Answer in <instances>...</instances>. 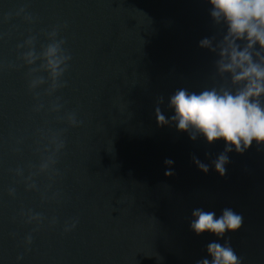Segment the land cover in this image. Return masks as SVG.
<instances>
[{
    "label": "water",
    "instance_id": "95a60500",
    "mask_svg": "<svg viewBox=\"0 0 264 264\" xmlns=\"http://www.w3.org/2000/svg\"><path fill=\"white\" fill-rule=\"evenodd\" d=\"M209 7L0 0V264H196L216 237L190 230L194 208L242 214L224 239L243 264H264V146L230 153L224 177L205 174L193 155L207 162L223 142H194L155 118L161 97L172 114L178 89L231 86L218 55L199 47L224 34ZM53 32L72 57L55 81L42 58L24 59Z\"/></svg>",
    "mask_w": 264,
    "mask_h": 264
},
{
    "label": "clouds",
    "instance_id": "9594fccd",
    "mask_svg": "<svg viewBox=\"0 0 264 264\" xmlns=\"http://www.w3.org/2000/svg\"><path fill=\"white\" fill-rule=\"evenodd\" d=\"M210 6L209 15L214 25H222L224 34L219 43L215 36L199 41V47L218 55L215 67L218 73L227 74L230 87H211L200 91L181 88L168 97L166 115L160 107L163 97L157 101L155 118L160 127L174 126L178 132L187 133L189 139H202L207 145L223 142L224 148L207 162L195 155L193 164L207 174L214 170L220 177L227 174L230 153L244 154L253 144L264 146V0H205ZM44 48L40 57L34 50L24 53L28 64L37 59L45 62L42 67L55 81L67 69L70 54L63 49V40H55ZM30 42V41H29ZM172 159H166L165 176H172ZM243 215L232 208L216 211L194 208L189 223L197 236L209 234L216 240L206 246V256L196 264H243L226 233H235L243 225ZM75 227V224L72 225ZM224 239V243L219 241ZM26 243H32L31 235ZM20 258L18 257V260Z\"/></svg>",
    "mask_w": 264,
    "mask_h": 264
}]
</instances>
